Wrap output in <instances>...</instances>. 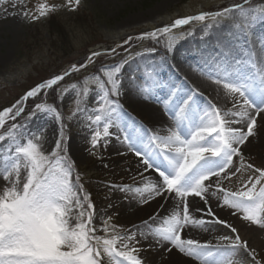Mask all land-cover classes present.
I'll list each match as a JSON object with an SVG mask.
<instances>
[{"label":"snow or ice","instance_id":"snow-or-ice-1","mask_svg":"<svg viewBox=\"0 0 264 264\" xmlns=\"http://www.w3.org/2000/svg\"><path fill=\"white\" fill-rule=\"evenodd\" d=\"M6 2L0 0V4ZM80 3L81 0H65L63 6L75 10ZM250 5L251 0H242L220 11L178 18L171 25L138 37L159 42L166 35L171 51L177 40L173 29L192 21L219 23L221 19L238 18L240 23L233 27L245 38L246 50L240 56H234L231 50L221 51L211 58L212 67L204 73L223 88L225 103L231 106L218 107L195 89L180 96L177 89L171 88L163 100L155 98L172 121L166 135L138 123L121 103L125 80L128 88L145 100H152L159 86L151 72L142 79L125 77L123 69L130 57L105 65L63 89L56 87L65 77L94 63L98 52L90 54L84 63L72 64L40 82L10 107L0 110V145L8 141L6 148L0 146V178L5 182L0 189V264H144L138 255L143 249L136 246L138 235L145 241L151 238L161 247L167 244L166 252L170 254L174 249L197 264H245V254L251 257V264H264V259L257 258L259 254L249 248L237 229L216 216L210 204V199L216 197L219 207L232 210V215H238L249 226L264 230V166L256 167L244 155V149L259 139L264 129V43H260L257 54L249 39L256 25L264 22V4ZM57 7L42 0L34 12L25 8L21 15L35 21ZM210 27L206 25L205 36ZM130 40L132 37L124 43ZM108 54L115 55L116 49H110ZM90 85H95V89ZM49 90L55 91L59 100L74 91L72 113L65 118L55 103L45 100L35 104L24 121L17 123L26 101L42 92L47 97ZM93 93L95 106L89 107L87 100ZM77 116L86 121L91 131L92 149L110 142V130L115 128L124 133L120 142L141 158L144 171L154 170L158 174L154 179L145 177L139 186L109 187L132 193L141 205L157 197L165 203L171 200L173 207L159 224L153 223L157 213L131 229L121 230L107 217L99 229L104 235H97L91 194L81 183L68 154L65 119L71 121ZM34 120H54L58 125L51 152L44 150L46 123L33 128ZM249 172L251 175L236 190L224 187L225 182ZM190 198H199L206 206L196 210L203 213L199 218L192 214ZM216 225L229 229L230 234L216 237L215 244L183 236L189 228L207 232Z\"/></svg>","mask_w":264,"mask_h":264},{"label":"rangeland","instance_id":"rangeland-1","mask_svg":"<svg viewBox=\"0 0 264 264\" xmlns=\"http://www.w3.org/2000/svg\"><path fill=\"white\" fill-rule=\"evenodd\" d=\"M253 1L255 2L251 0L250 5L252 7L264 4V0ZM41 2L42 0H23L21 4L20 0H7L6 3L0 4V110L10 107L40 82L62 73L72 64H77L85 54L89 56L98 52L100 55L96 57L95 65L89 63L80 72L65 77L56 87L63 89L72 82H80L85 76L98 72L105 65L116 64L130 57L123 69L124 76L142 79L146 73L151 72L152 79L157 81L159 86L154 92V98L145 100L128 88L125 80V94L121 103L138 123L152 131L159 129L161 135H166V129L172 126V121L165 114L162 104L157 103L155 98L163 100L169 95L170 86L164 80L165 77L173 78L174 73L169 69V65H177L183 55H186L190 63L197 62L199 59L194 53L198 50H204L212 58L221 51L232 50L233 47L241 48L246 44L244 36L233 27L234 24L240 23L238 18L221 19L219 23L192 21L188 25L173 29L172 34L177 40L171 51L168 50L169 37L166 35L161 36L159 42L138 39L142 33L171 25L178 18L200 12L220 11L242 3V0H81L75 10L63 6L65 0H47L49 4L58 6L54 12L35 21L21 15L25 8L34 12ZM232 15L236 17V13ZM213 24L220 25L218 32L212 33L216 34L217 38L211 37L209 30V34L205 36L206 25ZM129 37H132V40L125 44ZM249 39L255 46L264 43V22L256 25ZM179 45L183 49L178 48ZM110 49H116V54L109 55ZM186 51L190 53L186 54ZM177 72L178 78L187 79L186 72L179 69ZM90 88L95 89V85H90ZM39 96L41 99L34 103L29 104L26 101L25 111L17 118V123L24 121L35 104L45 100L49 104L55 103L65 118L75 108L74 91L66 94L63 100H59L56 92L51 90L47 97L43 92ZM94 99L93 93L87 100V106L94 107ZM200 103L203 102L200 100ZM155 105L160 109L151 107ZM45 123L44 150L51 152L58 135L56 122L34 120L32 127ZM65 123L69 137L68 154L74 161L81 176V183L91 194V201L95 206L96 216L93 223L98 229L97 235H104L99 229L103 219L107 217H111L113 225L124 230L141 224L157 213L158 218L153 223L159 224L161 218L169 214L173 207L171 200L165 203L163 198L157 197L141 205L132 193L109 187L120 184L139 186L145 177L154 179L158 175L154 170L145 172L140 164L141 158L136 157L120 142L124 133L112 128L110 131L113 136L110 142L106 145L101 143L99 147L92 149L91 131L86 127L84 119L77 116L71 121L65 119ZM6 130L5 128L3 131ZM7 144L6 140L0 146L6 148ZM93 152L95 154H92ZM244 155L248 162L256 167L264 166V129L261 130L260 138L254 139L244 149ZM248 175L251 173L238 175L231 182H225L224 187L236 190ZM4 184L0 178V189ZM190 201L192 214L199 218L203 213L196 210L205 209L206 206L199 198H190ZM162 204L165 205L164 208H161ZM210 204L216 216L235 227L241 238L248 242L249 248L256 250L259 254L257 258L264 259V230L249 226L238 215H232V210L219 207L216 197L210 199ZM229 234L230 230L221 225H216L207 232L200 228H189L183 232L184 238L200 242L210 241L213 244L217 242L216 237ZM137 240L139 243L136 246L143 249L138 255L144 264H197L174 249L169 254L165 251L167 244L161 247L151 238L145 241L139 235ZM243 259L245 264H251V257L245 254Z\"/></svg>","mask_w":264,"mask_h":264},{"label":"bare ground","instance_id":"bare-ground-1","mask_svg":"<svg viewBox=\"0 0 264 264\" xmlns=\"http://www.w3.org/2000/svg\"><path fill=\"white\" fill-rule=\"evenodd\" d=\"M211 21V20H208ZM220 28V25L213 24L208 29L209 32H211V37L217 38V36L213 35L212 33L218 32V29ZM252 48L259 54V46L252 45ZM178 48L183 49L182 46H178ZM246 50V44L243 45L241 48L233 47L231 52H235L234 56H240L244 51ZM190 53V51H186ZM195 56L197 59H199L197 62L190 63L186 57V55H183V59L177 63V65L170 66L169 69L173 71L174 75L173 78L165 77L164 80L167 81V83L171 88L177 89L178 95L184 96L187 93H190L191 90L195 89L199 93L203 94V97H207L208 99L212 100L213 103H216L218 107H230V103H225L226 97L224 94V90L221 86H218L214 84L208 77L204 74L208 72L212 67V59L210 56L206 54V52L203 50L195 51ZM189 57V55H188ZM189 62V63H188ZM178 69L186 72L187 79L182 80L178 78ZM161 82V79L159 78V83ZM202 102L203 99H201ZM203 104V103H202ZM153 108H157L158 106H151ZM159 108V107H158ZM160 109V108H159ZM259 119V118H258Z\"/></svg>","mask_w":264,"mask_h":264},{"label":"trees","instance_id":"trees-1","mask_svg":"<svg viewBox=\"0 0 264 264\" xmlns=\"http://www.w3.org/2000/svg\"><path fill=\"white\" fill-rule=\"evenodd\" d=\"M252 2H255V1L252 0ZM87 56H88V55L85 54L81 59L78 60L77 64H78V63H83V62L85 61V58H86ZM96 60H97V58H96ZM96 60H95V61H96ZM93 64L95 65V62H94ZM96 69H97V67H96ZM49 93H50V90H49ZM41 96H42V95H41ZM41 96H38V97H36V98H30V99L28 100V103L31 104V103H34V102H36V101H39V100L41 99ZM9 123H10V122H9Z\"/></svg>","mask_w":264,"mask_h":264}]
</instances>
